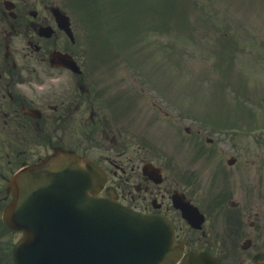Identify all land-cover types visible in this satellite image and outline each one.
I'll return each mask as SVG.
<instances>
[{
  "label": "flooded vegetation",
  "instance_id": "af4514ba",
  "mask_svg": "<svg viewBox=\"0 0 264 264\" xmlns=\"http://www.w3.org/2000/svg\"><path fill=\"white\" fill-rule=\"evenodd\" d=\"M58 8L65 13L60 0H0V198L18 169L73 151L105 172L102 197L174 223L183 220L174 207L178 194L200 207L201 229L184 222L176 232L185 245L182 262L205 252L213 264H264V157L244 155L242 147L213 157L202 148L198 156L211 166L195 172L156 153L147 132L122 119L118 79L108 75L113 66L92 58L70 18L73 42ZM62 55L79 70L61 63Z\"/></svg>",
  "mask_w": 264,
  "mask_h": 264
},
{
  "label": "rangeland",
  "instance_id": "374dc122",
  "mask_svg": "<svg viewBox=\"0 0 264 264\" xmlns=\"http://www.w3.org/2000/svg\"><path fill=\"white\" fill-rule=\"evenodd\" d=\"M98 1L97 7L88 5L100 13L90 18L92 24L76 0H64V6L100 33L98 40L109 60L103 66H113L110 75L125 89L122 119H132L134 129L149 133L156 153L168 154L175 163L189 160L185 166L195 172H207L211 166L195 156L200 146L210 156L224 157L236 141L249 146L241 148L244 155L264 157V136L258 137V144L245 129L264 123V0ZM105 32L130 51L121 50L118 57V48ZM163 52H168L166 64ZM182 61L187 67L180 65ZM153 102L164 109L163 119L154 121L158 112ZM201 118L241 126L240 132L231 136ZM207 137L216 141L213 150L204 146ZM18 239L0 225V264H11L10 250Z\"/></svg>",
  "mask_w": 264,
  "mask_h": 264
},
{
  "label": "water",
  "instance_id": "95a60500",
  "mask_svg": "<svg viewBox=\"0 0 264 264\" xmlns=\"http://www.w3.org/2000/svg\"><path fill=\"white\" fill-rule=\"evenodd\" d=\"M102 183L95 164L66 152L17 175L4 214L9 229L23 233L16 264L176 262L179 251L167 245L164 221L92 197Z\"/></svg>",
  "mask_w": 264,
  "mask_h": 264
}]
</instances>
